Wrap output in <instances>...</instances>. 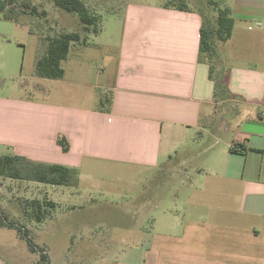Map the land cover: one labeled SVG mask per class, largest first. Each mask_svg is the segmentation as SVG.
Returning <instances> with one entry per match:
<instances>
[{"label":"crops","instance_id":"0c3cea01","mask_svg":"<svg viewBox=\"0 0 264 264\" xmlns=\"http://www.w3.org/2000/svg\"><path fill=\"white\" fill-rule=\"evenodd\" d=\"M228 7L232 32L215 43L212 61L199 51L198 10L130 3L98 82L86 79V53L71 55L92 42L71 44L63 77L44 92L49 101L0 99V144L32 161L77 168L78 187L92 161L98 173L158 172L159 187L205 193L207 214L156 215V191L145 211L132 202L125 235L136 238L121 248L118 264H264V0ZM97 83L100 96L81 91Z\"/></svg>","mask_w":264,"mask_h":264},{"label":"rangeland","instance_id":"374dc122","mask_svg":"<svg viewBox=\"0 0 264 264\" xmlns=\"http://www.w3.org/2000/svg\"><path fill=\"white\" fill-rule=\"evenodd\" d=\"M26 1L36 7L35 14L25 9L19 20H9L0 13V99L11 97L49 101L51 93L45 95L44 92L52 89L57 82L35 74L36 60L45 50V37L64 31H82V28L76 15L56 7L53 0ZM83 1L91 13L98 16L96 25L100 31L96 35L82 32L87 36V44L92 42L93 45L86 48L81 46L82 43H72V47H81L71 51V55L74 52L86 53V79L98 82L101 68L109 63L107 57L113 56L117 50L128 4L162 5L172 0ZM185 1L190 8L202 14L207 25L213 26L216 11L207 0ZM215 1L221 7L230 4V0ZM97 84L99 88L86 85L81 91H86V95L94 93L100 96L101 83ZM13 152L9 145L0 144V155H14ZM91 162L86 161V167H82L79 187L75 178L69 186L52 188L47 183L0 175V264H43L40 262V251L31 252L17 230L7 226L8 221L25 229L34 243L43 249L48 257L45 264H118L121 248L136 238L125 235L134 224L132 207L139 202L140 210L145 211L153 191H156L158 199H162L160 207L155 209L156 215H181L189 211L193 214L208 213L209 199H201L205 195L201 189L197 191L190 186L176 185L159 187L158 172L153 175L151 172H140L134 176L137 171L133 168L122 177L110 170L98 173V170H91ZM105 165L110 169L122 168ZM96 167L105 169L102 165ZM88 172L91 176L87 175ZM86 183L89 187H86ZM176 193H179L181 200L176 199ZM33 199L51 200L56 206L46 207L48 211L39 222L29 215V201ZM176 200L179 203H175ZM151 222L145 219V228H151ZM165 223L167 221L159 220L158 225L166 230Z\"/></svg>","mask_w":264,"mask_h":264},{"label":"trees","instance_id":"16d2710c","mask_svg":"<svg viewBox=\"0 0 264 264\" xmlns=\"http://www.w3.org/2000/svg\"><path fill=\"white\" fill-rule=\"evenodd\" d=\"M56 7L77 16L82 31H64L54 36L45 37V50L36 60L35 74L42 78L60 79L64 75L61 62L66 59L72 43L87 44V36L82 32L98 34L100 27H97L98 16L91 13L83 0H53ZM207 3L215 8L216 15L213 26L206 24L204 18L200 28L199 51L207 61L215 57V43L226 41L232 32L234 19L231 10L227 6H219L215 0H207ZM173 8L188 11L191 8L185 0H172L166 4ZM29 9L30 14H35L37 9L26 0H0V13L9 20H19L20 16ZM63 151H67L69 143L63 135L56 139ZM231 150H236L232 147ZM0 175L15 179L30 180L53 185H68L78 177V169L55 163H43L32 161L21 155H0ZM31 212L29 215L36 221H42L48 208H54L56 203L51 200L33 199L29 201ZM48 208V209H49ZM7 226L14 228L20 238L25 240L31 252H38L40 262L45 264L48 260L43 249L38 247L25 229H21L13 222L8 221Z\"/></svg>","mask_w":264,"mask_h":264}]
</instances>
